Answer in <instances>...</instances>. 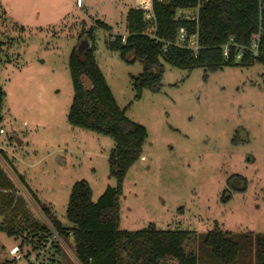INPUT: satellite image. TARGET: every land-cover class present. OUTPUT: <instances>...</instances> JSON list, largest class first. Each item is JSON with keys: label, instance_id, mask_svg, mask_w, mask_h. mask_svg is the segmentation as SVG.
<instances>
[{"label": "rangeland", "instance_id": "374dc122", "mask_svg": "<svg viewBox=\"0 0 264 264\" xmlns=\"http://www.w3.org/2000/svg\"><path fill=\"white\" fill-rule=\"evenodd\" d=\"M141 2L0 0V225L4 219L5 229L18 232L0 229V264H79L72 236L59 237L51 221L71 227L66 209L76 181L88 183L93 202L116 185L108 163L113 139L67 119L69 55L75 50L82 57L83 40L84 49L94 48L118 107L147 133L122 181L118 228L134 232L152 223L194 231L197 264H221L203 243L208 231L219 229L238 244L231 264H264L254 236H264V65L223 66L205 78L202 67L163 62L159 90L138 92L134 79L142 63L123 61L107 42L127 35V13ZM153 30L148 25L146 32ZM81 81L90 88L85 75ZM231 175L244 179L245 190L223 202ZM139 247H122L121 264L133 262L134 253L137 262L145 258Z\"/></svg>", "mask_w": 264, "mask_h": 264}, {"label": "trees", "instance_id": "16d2710c", "mask_svg": "<svg viewBox=\"0 0 264 264\" xmlns=\"http://www.w3.org/2000/svg\"><path fill=\"white\" fill-rule=\"evenodd\" d=\"M182 11L185 13L179 14ZM153 12L152 34L146 32L151 24L144 21L142 10L131 8L126 17L127 35L124 38L117 35L107 42V47L117 51L123 61L142 63V72L134 79L138 92L147 86L153 91L159 90L163 62L187 70L202 67L205 78L207 72L220 70L223 66L264 65V0H163L154 1ZM195 14L197 21L191 20ZM100 24L107 27L104 23ZM180 28L187 35L197 34L199 49L196 52L175 44ZM88 37L93 43V36L88 34ZM253 41L257 42L255 54L251 49ZM226 43H229L227 56L223 55L221 48ZM93 52L94 48L90 46L82 57L75 50L69 55L73 97L67 119L71 125L113 139L115 145L109 153L108 163L109 174L116 178V185L107 186L93 202L88 183L85 180L76 181L66 209V219L72 225L67 229L53 219V229L59 237L72 236L74 255L79 264H121V248L131 243H138L146 257L137 262L139 254L134 253L133 262L126 264H158L159 260L172 264H197L194 231L160 230L152 223L134 232L118 228L122 181L127 168L141 156L147 133L142 125L127 118L125 110L118 107ZM82 75L89 79L90 88L83 86ZM3 95L0 89V104ZM20 180L23 182L21 177ZM236 180L244 181L240 176L231 175L227 180L230 191H224L226 195L223 192V202L231 197V192L245 190V181L238 187L233 184ZM42 210L48 213L47 209ZM0 215H3L1 211ZM39 228L40 231L48 230L46 226ZM0 229H5L4 219ZM6 231L8 236L18 233L9 228ZM36 234L34 230L31 237ZM254 236L256 246H261L260 252L264 254V236ZM203 243L221 264L233 263L239 253L237 242L229 237L228 232L219 229L208 231ZM131 258L132 255L129 256Z\"/></svg>", "mask_w": 264, "mask_h": 264}, {"label": "built area", "instance_id": "2783aa9c", "mask_svg": "<svg viewBox=\"0 0 264 264\" xmlns=\"http://www.w3.org/2000/svg\"><path fill=\"white\" fill-rule=\"evenodd\" d=\"M154 1H163V0H142V2L140 3V6L142 8H139L142 10V13H143L142 16H143L144 21L148 22L153 27H154V20H155L154 12H153ZM191 20L197 21V15L195 14V15L191 16ZM113 39H114V37L112 38V40ZM229 42L231 43L232 39H230ZM175 44H177L181 47L191 49L193 52H196L199 49L197 34L193 33V34L187 35L186 31L183 28L179 29ZM228 46H229V43L223 44L221 46L222 53L225 56H227V54H228ZM256 47H257V42L253 41L251 43V49L253 51V54L256 53ZM239 56L240 55H238L237 57H239ZM17 250H18L17 248H14L10 252L12 254H15L17 252Z\"/></svg>", "mask_w": 264, "mask_h": 264}, {"label": "water", "instance_id": "95a60500", "mask_svg": "<svg viewBox=\"0 0 264 264\" xmlns=\"http://www.w3.org/2000/svg\"><path fill=\"white\" fill-rule=\"evenodd\" d=\"M87 44H88V42L86 40H83L78 47V51L79 52L85 51L87 48L86 49H84V48L87 46Z\"/></svg>", "mask_w": 264, "mask_h": 264}, {"label": "crops", "instance_id": "0c3cea01", "mask_svg": "<svg viewBox=\"0 0 264 264\" xmlns=\"http://www.w3.org/2000/svg\"><path fill=\"white\" fill-rule=\"evenodd\" d=\"M13 247H14V246H13ZM18 249H19V248H18ZM17 251H18V250H17ZM16 253H17V252H16ZM16 253H15V254H16ZM10 254H12V253H10ZM12 255H14V254H12Z\"/></svg>", "mask_w": 264, "mask_h": 264}]
</instances>
